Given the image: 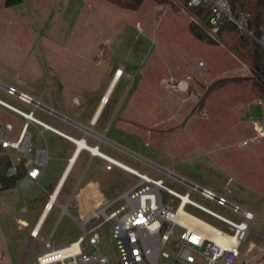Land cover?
Listing matches in <instances>:
<instances>
[{"label":"rangeland","instance_id":"374dc122","mask_svg":"<svg viewBox=\"0 0 264 264\" xmlns=\"http://www.w3.org/2000/svg\"><path fill=\"white\" fill-rule=\"evenodd\" d=\"M184 6L179 0L167 5L146 1L134 12L105 0H23L12 7L0 0V82L15 86L48 109L88 124L85 112H93L96 107L92 105L97 106L101 98V103L105 101L116 70L123 67L125 75L113 86L106 106L105 117L111 116L100 130L107 140L130 153L108 143L101 145V152L153 179L165 180L166 186L181 194L189 191L166 179L150 161L252 212L257 219L249 224L242 251L249 255L253 245L257 253L264 249V138L245 147L241 144L255 136L249 117L264 119V99L253 87L250 66L232 51V44L243 37L234 32L221 34L215 45L199 41L190 32L195 24ZM0 99L25 113L33 111L36 119L71 137L83 136L57 116L34 109L1 89ZM0 121L16 128L24 123L1 106ZM29 132L35 150L48 147L50 161L41 185L20 181L0 191V264H36L44 243L32 239L30 232L64 169L63 161L75 151L74 145L52 132L44 131L42 136L33 126ZM78 165L85 172L79 188L96 175L110 200L138 183L135 176L118 169L107 173L106 164L91 160L87 153ZM79 181L80 177L70 181L59 197L60 204L67 205ZM162 195L167 200L168 195ZM191 196L231 221H242L229 208ZM121 206L122 202L108 214ZM24 208L29 212L22 213ZM185 210L226 230L225 224L212 217L191 207ZM18 220L30 226L20 228ZM76 220L73 204L67 213L56 206L42 236L51 238L56 248L75 242L84 234ZM93 225L98 226L100 236L96 251L107 256L109 264H119L115 222L99 219ZM83 247H88L87 242Z\"/></svg>","mask_w":264,"mask_h":264},{"label":"built area","instance_id":"2783aa9c","mask_svg":"<svg viewBox=\"0 0 264 264\" xmlns=\"http://www.w3.org/2000/svg\"><path fill=\"white\" fill-rule=\"evenodd\" d=\"M184 7L192 13L194 24L201 27L212 41L218 42L222 30L231 25L240 36L252 38L264 50V17L259 33L255 34L250 27V14L244 11L234 12L228 0H190ZM0 89L20 102L33 106L34 109L42 108L49 114L58 116L57 112L42 106L31 95L15 86L0 82ZM0 106L24 120L19 128L11 122L0 121V171L5 172L6 178L5 181H0V191L5 190L10 182L16 179L38 184L48 167L49 149L46 147L35 150L29 132L31 126L39 129L42 136L44 131H49L71 141L78 148L79 142L85 143L84 140H75L36 119L33 111L25 113L1 99ZM62 119L68 120L64 116ZM248 121L252 123L255 136L242 142V147L264 138V119L249 117ZM83 149L94 153L89 147ZM94 149L98 151V147ZM94 154L107 162V170L115 167L125 170L134 175L138 183L121 197L106 201L90 214L81 217L78 223L84 234L76 243L56 248L51 239H43L44 247L37 257L36 264H109L110 259L96 251L100 245V236L98 226L93 223L99 219L114 221L116 224L114 243L121 252L119 264H264V250L254 253L255 248L251 247L249 255H244L242 251L249 235V224L256 220L252 212L231 203L225 196L218 195L211 189L177 176L166 168L155 167L166 179H173L187 187L189 191L186 194L169 188L163 179H153L132 170L103 153ZM22 173L23 176L20 177ZM163 193L168 195L167 200L164 199ZM191 194L200 195L218 206L229 208L241 216L242 221L237 223L217 214L194 201ZM121 202L119 210L108 214ZM57 205V196L53 193L44 207L43 216L50 214ZM187 207L222 222L226 225V230L205 223L187 212ZM26 211L24 209L23 213ZM18 224L22 228L29 227L21 220ZM38 227L39 224L31 233L34 238L39 237ZM216 235L230 241V245L218 243L215 240ZM86 242L88 247L84 248ZM75 245L79 248H75ZM169 248H173L171 252Z\"/></svg>","mask_w":264,"mask_h":264},{"label":"crops","instance_id":"0c3cea01","mask_svg":"<svg viewBox=\"0 0 264 264\" xmlns=\"http://www.w3.org/2000/svg\"><path fill=\"white\" fill-rule=\"evenodd\" d=\"M123 70V67H120L116 70V72L118 70ZM119 82V81H118ZM117 83V82H116ZM114 83L113 85L111 84L110 87L108 88V91L109 89L116 84ZM111 88V89H112ZM108 93V92H107ZM107 95V94H106ZM102 99V98H101ZM101 99L99 100L98 102V105L97 106H94L92 105L93 107H96V109L93 111V112H85V121L88 122V124H82L76 120H74L70 115H62L60 113V115L66 117L68 120L67 121H63L62 117L61 116H57L58 120L60 119L61 120V123L63 124H69L70 126H72L73 128L79 130L83 136L79 139H76L74 137H71L70 135L64 133L63 131H61L62 133H64L65 135L75 139V140H84L86 145L89 146L90 148L94 149L95 147H98V152L102 153L101 152V145L103 143H108L109 145H111L112 147H115V148H118V149H121L125 152H128L130 153L129 151L125 150L124 148H122L121 146L117 145L116 143L110 141V140H107L105 138V135L102 134V130H100L101 126L104 125V121L105 119L106 120H109L111 114L109 116H107L106 114V117H105V112L107 110L106 105H103L101 103ZM109 102H110V99H109ZM88 103L89 104H93V102H90V100H88ZM95 104V103H94ZM97 114V115H96ZM83 117V116H82ZM105 117V118H104ZM56 129V128H55ZM58 130V129H57ZM60 131V130H59ZM91 133H90V132ZM54 134V133H53ZM89 134V135H88ZM56 135V134H55ZM59 136V135H57ZM61 137V136H59ZM63 138V137H61ZM64 140H66L67 142H69L70 144L74 145L75 146V151L74 153L72 154L71 157L67 158L66 160H64L63 162L65 163V166H64V169L60 172V176L58 178V181H57V184L53 190L52 193L49 194L52 195L53 193H56V196H57V200H58V205L57 206H60L64 212H68V207L73 204V209L75 210V212L77 213L78 215V218L79 220H76L77 223L78 221H80V218L81 217H85L86 215L90 214L95 208H98L100 207V205L106 201H112L110 200V197L108 196V191H107V188L106 186L104 185V183L99 179L98 176H93L91 177L88 182L82 187V188H79V184L82 180V178L84 177V174L85 172L81 173L82 170L79 169V161L81 160V157L83 155V153H87L89 155V157L91 158V160H95V159H99L101 160L102 162H104L106 164L105 166V171L107 173H112L115 169H118L120 171H123L127 174H129L130 176H133L131 173L125 171V170H122V169H119V168H113L112 170H107V162L104 161L103 159H101L100 157H98L96 154L92 153L90 150H87V149H83V148H78L74 143H72L71 141L63 138ZM97 143V144H96ZM80 149V150H79ZM105 154V153H103ZM132 154V153H131ZM106 155V154H105ZM134 155V154H133ZM108 156V155H107ZM136 156V155H135ZM110 157V156H109ZM138 157V156H137ZM112 158V157H111ZM114 159V158H113ZM144 160V159H143ZM49 161H50V150H49ZM146 161V160H145ZM147 163H149V165L152 166L153 169L156 170V166L158 167H161L155 163H152L150 161H147ZM49 165V163H48ZM125 165V164H124ZM126 167L132 169V170H135L127 165H125ZM48 168V167H47ZM163 168V167H161ZM137 171V170H135ZM139 173H142L140 171H138ZM45 174H46V171L43 175V177L41 178V180L39 181L38 184L36 185H41L42 181L44 180L45 178ZM82 174V175H81ZM144 174V173H142ZM144 175H147V174H144ZM148 176V175H147ZM76 177H80V181L78 183V185L76 186V188L74 189V191L68 195L69 199H68V202H67V205H62L59 203V197L63 194L66 186L70 183V181H72L70 184L73 183V181L76 179ZM22 181L25 185L30 183L29 181L25 180V179H21V180H18L16 181L15 183V186L17 185L18 182ZM33 184V183H32ZM14 186V187H15ZM13 187V188H14ZM79 188V189H78ZM86 190L85 193L82 194V199H78L80 193L82 192V190ZM49 200V199H48ZM48 200L45 202L44 204V207L46 205V203L48 202ZM44 207L42 209V212H41V215L39 217V219L37 220V222L35 223L33 229L31 230L30 232V235L32 233V231L34 230V228L39 224V237L38 238H34L32 235V239H35V240H39L40 242L42 241L43 242V239H51V238H46V237H43L42 236V232L45 228V225H46V222L48 221V218L50 217V215L52 214V211L50 214H47V215H44L43 216V212H44ZM26 209V208H24ZM23 209V210H24ZM55 209V208H54ZM22 210V211H23ZM27 211L25 213H28L29 210L26 209ZM23 213V212H22ZM257 219V217H256ZM19 221V220H18ZM25 222V221H24ZM27 223V222H26ZM28 224V223H27ZM29 225V224H28ZM78 225L80 226V224L78 223ZM30 226V225H29ZM81 227V226H80ZM21 228V227H20ZM82 237V236H81ZM80 238V237H79ZM79 240V239H78ZM77 240V241H78ZM77 241L75 242H71L67 245H71L73 243H76ZM44 243V242H43ZM66 245V246H67ZM64 247V246H63ZM252 247H254L252 245ZM255 248V247H254ZM260 250H264V249H260Z\"/></svg>","mask_w":264,"mask_h":264},{"label":"trees","instance_id":"16d2710c","mask_svg":"<svg viewBox=\"0 0 264 264\" xmlns=\"http://www.w3.org/2000/svg\"><path fill=\"white\" fill-rule=\"evenodd\" d=\"M23 0H5V6L12 7L18 5ZM115 6L137 12L139 11L146 1H151L157 5H167L170 0H105ZM185 5L190 0H179ZM233 11H244L250 14V27L255 32L259 33L260 26L264 17V0H228ZM191 34L201 42H205L209 45H215L214 41L209 39L207 35L202 32L196 25L190 26ZM237 33L233 26L227 25L221 32L222 35H231ZM232 51L234 54L245 61L253 73V87L258 94L259 98L264 99V50L258 45V43L252 38L245 37L236 39L232 44ZM217 83L214 86H216ZM23 176V173L20 177ZM5 172L0 171V181H5ZM16 180H12L10 184L5 188L9 190L15 186Z\"/></svg>","mask_w":264,"mask_h":264},{"label":"bare ground","instance_id":"6f19581e","mask_svg":"<svg viewBox=\"0 0 264 264\" xmlns=\"http://www.w3.org/2000/svg\"><path fill=\"white\" fill-rule=\"evenodd\" d=\"M119 71V73L115 76V78H114V80H113V82H112V85L114 84V83H116V82H118V81H120L121 80V78L125 75V73L123 72V70L121 69V70H118ZM112 88V87H111ZM109 89V91H108V93H107V95H106V99H105V101L102 103L103 105H106V104H108V102H109V97H110V93H111V91H112V89ZM97 115V114H96ZM90 132V131H89ZM91 133V132H90ZM89 135V134H88ZM79 146H80V148H84V147H89V146H87L84 142H79ZM89 149H92V148H90L89 147ZM80 150V149H79ZM92 151L94 152V153H98V151L96 150V149H92ZM100 153V152H99ZM215 240L218 242V243H220V244H223V245H225V246H229L230 245V241H225V240H223L219 235H216L215 236ZM75 248H79V246L78 245H75L74 246Z\"/></svg>","mask_w":264,"mask_h":264},{"label":"water","instance_id":"95a60500","mask_svg":"<svg viewBox=\"0 0 264 264\" xmlns=\"http://www.w3.org/2000/svg\"><path fill=\"white\" fill-rule=\"evenodd\" d=\"M58 116H61V117H63L62 115H60V114H58Z\"/></svg>","mask_w":264,"mask_h":264}]
</instances>
